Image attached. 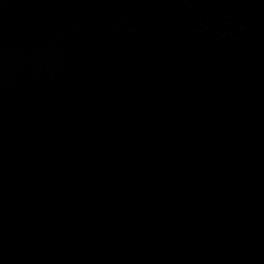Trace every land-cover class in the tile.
I'll use <instances>...</instances> for the list:
<instances>
[{
    "label": "water",
    "instance_id": "obj_1",
    "mask_svg": "<svg viewBox=\"0 0 264 264\" xmlns=\"http://www.w3.org/2000/svg\"><path fill=\"white\" fill-rule=\"evenodd\" d=\"M0 264H264V0H0Z\"/></svg>",
    "mask_w": 264,
    "mask_h": 264
}]
</instances>
